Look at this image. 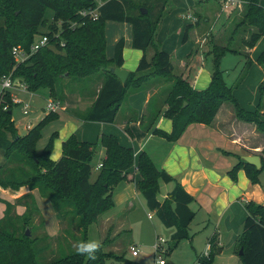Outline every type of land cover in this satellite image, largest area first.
Listing matches in <instances>:
<instances>
[{"label": "trees", "instance_id": "16d2710c", "mask_svg": "<svg viewBox=\"0 0 264 264\" xmlns=\"http://www.w3.org/2000/svg\"><path fill=\"white\" fill-rule=\"evenodd\" d=\"M241 2L245 7L242 24L249 28V36L242 39L241 44L252 49L264 36V9L261 0ZM169 5L170 0H106L98 9V19L93 21L82 18L79 13L94 9L95 0H0V82L4 76L11 74L13 79H19L24 84L28 92L45 90L51 98L59 89L63 90L61 82L92 84L95 81L90 78L99 73L102 85L90 108L84 114H79L78 118L83 122L113 123L130 92L136 91L151 76V71L154 70L158 76H174L171 57L157 47L155 40ZM141 9L147 13L143 15ZM47 11L52 12L51 22L45 17ZM107 22L131 25L132 47L143 52L137 69L129 73L124 84L110 71L123 65L124 39L117 42L113 57L108 59ZM70 23L77 26L69 29ZM57 27H61L59 39L63 47L57 45L56 50L44 48L21 63L15 61L12 55L14 47L29 51L41 28L50 37ZM186 34L183 41L187 38ZM150 48L154 49V56L148 60L146 52ZM227 53L239 54L237 49L228 46L212 47L213 72L206 90H194L178 77L161 104L149 102L148 114L140 120L141 129L144 132L152 130L153 135L174 143L190 125L210 126L221 106L230 103L241 120L253 123L264 131V122L259 117L262 106L259 105L253 113L244 111L233 96L234 88L224 81V72L220 70L219 63ZM257 64L264 68V52L258 57ZM246 65L249 68L253 62L247 60ZM85 79L90 81L85 82ZM261 93H264L262 89ZM12 105L10 92L0 93V152L4 159L0 163V188L18 191L27 187L31 192L38 191L42 198L51 203L60 226V235L56 239L46 234L34 235L37 227L33 218L40 214L31 194L17 201L26 208L22 216L16 215L13 205L2 201L6 209L0 220V264H40L39 259L43 254L49 255L47 264H105L109 258L122 259L104 251L109 242L107 239L89 253L88 227L113 209V190L127 180L128 172L133 167L140 176L138 189L146 207L155 213L165 228L174 230L171 249L189 238V226L195 216L189 206L194 198L185 192L179 180L157 169L148 155L141 153L136 160L134 151L121 146L112 135H101L96 144L79 142L73 135L62 143V156L54 162L50 154L56 134L50 137L41 152L37 151V144L44 127L54 121L59 112L47 113L26 135L19 136L12 120ZM163 107H166L163 116L173 124L171 133L153 129ZM125 131L132 137L128 127ZM98 145L104 150L105 157L92 179L91 161ZM221 153L231 155L224 151ZM261 155V170H256L236 156L237 163L227 172L228 176L236 181L237 172L243 170L252 185L258 184L259 175L264 170V150ZM161 183L174 184L163 202L157 200L161 195ZM245 209L247 217L237 240L240 263L264 264V206L247 203ZM40 227H44L42 219ZM26 230L30 232L29 237L25 235ZM61 235L64 245H61ZM77 245L76 252L56 257L58 253ZM241 249L242 255L239 256ZM216 255V247H211L208 255L199 257L196 264H212Z\"/></svg>", "mask_w": 264, "mask_h": 264}, {"label": "crops", "instance_id": "0c3cea01", "mask_svg": "<svg viewBox=\"0 0 264 264\" xmlns=\"http://www.w3.org/2000/svg\"><path fill=\"white\" fill-rule=\"evenodd\" d=\"M207 1L210 5H206ZM260 4L264 9V0H261ZM215 5L220 8L224 17L222 18V15H220L216 19V25L220 21L221 23L211 28L213 43L205 46L206 43L202 45V41L206 38L204 33L209 30L207 29V23L210 18L205 19V12L210 15L211 12L216 11ZM238 9L235 7L229 11H223L220 0H170L166 15L158 27L155 38L156 44L161 51L166 52L171 57L173 73L189 83L194 90L203 91L209 87L213 72L212 47L215 45L226 46L220 34L224 31L225 25H228L226 23L227 17H230L231 23L240 17L239 11L234 14V11ZM188 15L195 19L204 18L203 25L199 26V21L194 23L192 20H188L186 18ZM187 28L189 29L187 30ZM228 28L233 29V27ZM218 30L220 31L218 32ZM226 30L227 28H225ZM185 33H187V38L183 41ZM105 36L108 59L113 57L117 42L124 39L121 69L129 73L134 72L139 65L143 52L132 47L131 25L107 22ZM244 38H248L246 34H244ZM244 38L242 36L240 42ZM244 50L245 53H227L226 55L231 54L234 57L231 61L229 60V63H224L223 60H225L226 55L223 56L219 68L224 72L223 78L227 86L234 88L233 96L240 108L253 113L257 111L259 105L262 106L259 117L264 122V93H261L264 86V68L257 64L258 57L264 52V36L252 49L245 48ZM146 55L148 60H151L154 56V49H148ZM247 60L253 62V65L249 68L246 65ZM241 78L242 80L238 84ZM98 84L99 82H95L94 85ZM99 88L100 84L96 91ZM16 90L34 94L21 87H16L9 91L13 101L17 100L16 96L12 94V91ZM2 92L0 85V93ZM40 92L49 94L48 91L39 90L40 96L43 95ZM80 94L83 95L81 91ZM78 96L81 99V96ZM152 98L149 92L147 94L132 95L127 103L119 109L115 121L110 124L83 122L78 118L79 113L73 111V109L69 111L63 109L58 113L57 118L47 125L51 129L50 134L46 135L45 138L42 136L41 141H45L37 151L41 152L50 137L56 134L50 159L57 162L62 156V143L73 135L79 142L88 143H92L95 139L98 142L101 135H112L117 138L121 146L131 148L134 151L136 160L141 153H145L157 169L163 170L179 180L185 192L194 198V202L189 207L195 214L193 221L197 220L204 227L207 235V246L209 245L210 248L215 246L217 255L227 249L237 251V240L241 235L247 217L245 204L254 203L264 206V185L261 180L258 184L252 185L243 170L237 172L236 181H233L227 172L237 163L236 156L242 158L246 153L244 150H249V148H245V140L248 137L247 134H254L255 130L249 128L246 124L244 126L239 125L241 122L236 118L234 119L232 108L228 104H223L210 126L190 125L176 142H168L153 135L152 130L144 132L140 127L141 117L148 114L147 105L152 101ZM90 102L92 103V100ZM165 109L166 107L162 108V112L154 122L153 129L171 133L173 124L171 120L163 116L162 113ZM45 116L46 113L40 116L38 123ZM28 125L30 126V124H26V132L21 134L15 124L19 136L28 133L30 130ZM242 126L245 131L243 133L238 132V127L241 128ZM126 127L130 129L132 137L126 133ZM257 148L258 146H252V149ZM100 149L101 159H104V150ZM222 151L231 155L226 156L221 153ZM99 165L95 166L96 170ZM139 180L140 176L133 167L128 172L127 180L114 188L113 203L115 211L102 224V234L107 232L109 235L117 236L124 229L129 228L127 211L134 208L133 199L142 196L138 189ZM173 187V183H161L160 196L165 200ZM28 194L33 196L40 214L39 217L44 223L43 229L40 230L41 235L46 234L52 239L58 238L60 226L51 203L42 198L38 191L31 192L27 187H22L18 191L0 188V220L4 217L6 209L2 201L13 205L16 215L22 216L26 208L17 204V201ZM143 204L146 206L145 200ZM152 214L156 216L154 212ZM210 241L211 243H209ZM108 253H113V251Z\"/></svg>", "mask_w": 264, "mask_h": 264}, {"label": "rangeland", "instance_id": "374dc122", "mask_svg": "<svg viewBox=\"0 0 264 264\" xmlns=\"http://www.w3.org/2000/svg\"><path fill=\"white\" fill-rule=\"evenodd\" d=\"M222 3V0H220ZM206 5H210V3L207 1ZM216 6V11L211 12L209 15L207 12H205V19H208V25L207 29H209V33H207V29L204 33L206 36L205 43L207 45H212V30L211 28L220 25L221 21L216 25L215 21L218 18V16L222 15L220 8ZM241 9V10H239ZM237 11H234V14L238 11L240 12L238 18L233 21V23L230 22V17H227L226 23L228 25H225L224 31L220 34L221 37H223V41L225 42L226 47L228 46L231 49H234L235 47L239 53H245V47L241 44L240 38L244 34L249 36L248 31L249 28H247L246 24L243 25V12H244V3H242L241 7ZM203 16V17H205ZM229 16V15H226ZM46 19L48 22H51L52 20V12L47 11L45 14ZM224 15H222V18ZM204 19V18H203ZM203 19H197L199 21V26L203 25L202 21ZM215 23V24H214ZM231 23V24H230ZM228 27H233V29H230ZM240 27V28H238ZM225 28L227 30L225 31ZM221 29V28H220ZM220 30H218L219 32ZM40 34L45 32V29H40ZM216 32V33H218ZM38 36H36L35 40H38ZM233 38V41H232ZM224 63H229V60L231 61L234 56L231 54L225 56ZM224 65V64H223ZM246 66V65H245ZM151 76L148 77L146 80H144L139 88L136 91H131L129 96L127 97L126 101L121 105V107L127 103V100L132 96L136 94H151L152 101L157 104H161L165 97L167 96V93L170 91L171 87L174 85L175 80L180 77L176 73L173 77H165V76H158L154 73V70L150 72ZM95 82H99L100 87L102 85V76L98 73L92 76ZM181 78V77H180ZM17 82H19V79H16ZM86 81H90L89 79H85ZM90 84L89 82L83 83V82H61L63 83V87L58 90L57 93L53 97H51V100H55L59 103V105L65 110L69 111L70 109H73V111L84 114L91 106L90 100L95 99V96L98 91L97 87L98 85ZM60 83V82H59ZM57 87H59V84H57ZM100 89V88H99ZM98 89V90H99ZM80 91L83 95L80 94ZM43 95L40 96L39 91L35 92L34 94L30 93H23L19 90L12 91V94L16 96L17 101H25V103H28L30 106V112L28 116H24L22 114L21 106L14 105L16 104L15 100H12V118L17 126V129L19 133L23 134L26 132V124H30V129L35 127L38 124L39 117L42 116L47 112V103L50 100L49 94L46 92H40ZM81 96V99L79 96ZM162 95V96H161ZM11 96V95H10ZM229 107L232 108L234 113V119L236 118L241 123L239 125L246 124L249 128L255 130L254 134H247V139L245 140V148H249V150H244L246 153L244 156H258L261 159V166H262V151L264 150V131L259 130L257 126L253 123H249L246 121L241 120L237 115V110L235 107L230 104ZM120 107V108H121ZM60 113V111H58ZM47 114V113H46ZM249 119V118H248ZM239 128L238 132H244V127ZM247 127V126H246ZM50 127H44V130L42 131L43 138L46 137V135L50 134ZM226 130V129H225ZM248 133V131H247ZM245 135V134H243ZM45 140H40L37 144V149L42 146V143ZM98 143L97 140L92 141V144ZM252 146H258L257 149H252ZM101 147L98 145L95 154L91 161L92 166V179L95 178L97 170L95 169V166L97 164H100L103 159L100 154ZM249 153V154H248ZM4 161L2 153L0 152V163ZM259 180L264 185V170L259 175ZM134 208L127 211L128 212V226L129 228L124 229L119 235H109L107 232L105 234H102V224L105 222V220L111 215L113 211H115L114 207L104 215H102L97 222L89 225L88 227V240H87V250L89 253H92L94 249L103 241L106 239L109 241L106 243V246L104 247V251L108 253L109 251H113V254L119 258H122L120 260L115 259H107L106 264H156V261L158 259V256L163 260L164 264H196L198 261V258L201 256H204L207 254V235L204 231V227H202V224L198 223L197 220H194L191 222L189 226V238L186 240H182L178 243L177 247L175 249H171L173 243L171 241V235L174 232L172 229L165 228L158 218L152 214V212L149 211V209L143 204L144 198L143 196H139V198H134L133 201ZM151 215L152 219L150 220L148 216ZM34 226L37 228L34 230V235H41L42 232L40 230L42 229L40 227L41 218L36 216L33 218ZM74 226L71 229V233L74 230ZM242 233V232H241ZM67 237V236H65ZM157 239H162L165 242L164 245V254H155L153 248L155 245V242ZM62 243L61 245H64V239L61 235ZM95 244L96 246L94 248H90V245ZM68 246V245H67ZM130 246L136 247L139 250V255L137 257H132L131 253L129 251ZM78 250V245L76 248H67L66 251L60 252L56 255V257L65 256L68 254H71L73 252H76ZM48 254H43L40 259V264H47L46 262L49 260ZM212 264H241L238 259V250L235 251L233 249H227L226 251H222V253H219L216 255L213 259Z\"/></svg>", "mask_w": 264, "mask_h": 264}, {"label": "built area", "instance_id": "2783aa9c", "mask_svg": "<svg viewBox=\"0 0 264 264\" xmlns=\"http://www.w3.org/2000/svg\"><path fill=\"white\" fill-rule=\"evenodd\" d=\"M96 2V7L94 9H90L87 11H82L80 12V16L82 18H89L93 21L98 19V9L104 4V2H106V0H95ZM242 5L241 0H222V10L223 11H229L233 8H240ZM186 18L188 20H192L194 23L197 22V19L193 18L191 15L186 16ZM77 25L75 23H70L69 24V29H74ZM61 27H57V31L50 33L51 36L49 37L48 35H46V30L43 34H39L38 36V40L33 41L29 51H25L23 49H21L20 47H14L12 49V55L15 59V61L17 63H21L23 61H25L26 59H28L29 57H31L34 53L38 52L41 49L44 48H49L52 50H56L57 45H60L61 47H63V42L62 40L59 39L60 37V31ZM36 38V37H35ZM203 43H205V40L202 41V45ZM0 85L2 87L3 91H10L13 90L16 87H21L24 90H27L26 87L24 86L23 83H21V81L19 80V82H17L16 79H13L11 74L4 76L0 82ZM16 104L21 105V110H22V114L24 116L29 114L30 111V106L28 103L25 102H21V101H17L15 100ZM47 112L46 113H56L58 111L63 110V108L59 105L58 102L54 101V100H49L47 103V108H46ZM29 127V126H28ZM101 164L97 167L100 168ZM149 219H151V216L149 215ZM164 245L165 242L162 239H157V241L155 242L154 245V252L155 254H164L165 252H167L164 250ZM130 253L133 257H137L139 255V250L136 247L131 246L129 248ZM210 250V246H207V252H209ZM207 254H205L204 256H207ZM156 264H164L163 260L160 258V256H158V259L156 261Z\"/></svg>", "mask_w": 264, "mask_h": 264}, {"label": "water", "instance_id": "95a60500", "mask_svg": "<svg viewBox=\"0 0 264 264\" xmlns=\"http://www.w3.org/2000/svg\"><path fill=\"white\" fill-rule=\"evenodd\" d=\"M141 13L143 15H145L147 13V11L145 9H141ZM110 71L112 72V74L114 76H116L119 81L124 84L129 76V72L124 70V69H121V68H111ZM262 91L264 92V86L262 87ZM186 105V103L184 104ZM245 163L253 166L256 170H261L262 169V166H261V159L260 157L258 156H244L241 158ZM255 160H260V163H259V166L257 164H254L253 162ZM253 161V162H251ZM157 200L159 202H163L164 201V198L162 196H158L157 197ZM26 237H29L30 236V232L29 230H26V233H25ZM242 255V249L239 251V256Z\"/></svg>", "mask_w": 264, "mask_h": 264}, {"label": "bare ground", "instance_id": "6f19581e", "mask_svg": "<svg viewBox=\"0 0 264 264\" xmlns=\"http://www.w3.org/2000/svg\"><path fill=\"white\" fill-rule=\"evenodd\" d=\"M251 162H253V161H251ZM253 163L257 164L259 166L260 160H255Z\"/></svg>", "mask_w": 264, "mask_h": 264}, {"label": "clouds", "instance_id": "9594fccd", "mask_svg": "<svg viewBox=\"0 0 264 264\" xmlns=\"http://www.w3.org/2000/svg\"><path fill=\"white\" fill-rule=\"evenodd\" d=\"M95 246H96V245H95V244H93V245H90L89 247H90V248H94Z\"/></svg>", "mask_w": 264, "mask_h": 264}]
</instances>
